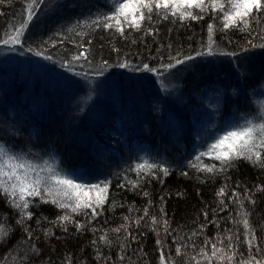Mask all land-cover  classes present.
<instances>
[{
  "label": "trees",
  "instance_id": "trees-1",
  "mask_svg": "<svg viewBox=\"0 0 264 264\" xmlns=\"http://www.w3.org/2000/svg\"><path fill=\"white\" fill-rule=\"evenodd\" d=\"M25 2L13 0L10 5H0V12L3 13L0 15V39L4 38L10 23L18 26ZM113 3L114 0H51L47 6L41 5L38 18L25 33L24 42L33 49H46L45 54L51 55L53 60H45L43 56H35L21 48L20 51L25 63L36 60L42 65L43 77L36 73L20 77L28 71L31 73L24 63L0 65V137L16 152L28 153L36 162L42 163L45 157H54L65 173L81 172L93 180L111 181L103 214L88 226L89 229L96 228V232L86 230L77 233L72 224L67 225L68 231L64 232L50 223L58 215H63V210L33 198L29 209L33 218L26 222L33 232V239L30 240L23 226L16 223L18 211L0 197V219L10 226L11 233L8 239L0 240V260L7 257L5 264H63L69 254L72 264H97V248L102 256L111 257L103 264H121L117 261L120 241L110 229L124 223V216H130L132 220L142 216L143 209L149 207V200L150 215L159 216L163 206L170 229L175 230L172 236L166 235L163 230L160 232L169 246L165 249L168 255L175 256V245L172 244L175 237L187 238L205 222L204 211L208 212V220H212V209H217L216 218H224L221 219L220 231L231 228L240 234L243 232L242 225H233L228 218L230 212L235 216L237 206L229 204L223 212L218 208L216 192L224 185H228V195L233 190L241 194L245 189L253 192L257 203L251 205L245 201V206L250 210L249 220L256 229L258 240L264 241V231L260 227L264 223V193L254 191L256 185H264V170L240 160L227 173L206 178L204 173L189 167V161L196 156L195 150L202 145L206 149L209 144L201 124L215 129L222 117L239 114L246 118L256 116L258 108L249 90L258 83L260 74L251 61L261 59L263 72L264 50L240 52L244 33L232 31L225 37L217 32L219 49L238 53L232 61L238 64L237 68L232 67L228 56L195 57L186 65L172 69L170 75L163 73L158 82L156 74L133 72L114 65L120 60H128L132 64L149 63L158 67L161 62H168L169 44L172 45L173 55L179 47L184 53L195 56L200 41L206 39L211 16L183 25L171 19L158 20L151 25L156 30L155 35L147 36L129 29L126 30L127 39L102 28L95 31L83 29L88 32L83 39L75 32L68 33L67 29L78 20L94 18L97 13H108ZM60 39L64 43H57L55 47L43 44L46 40ZM89 39L92 41L89 46L92 66L86 64L81 68L77 65L73 71L61 67L73 53L79 51L72 41L87 44ZM133 40L136 42L133 43ZM114 47L119 52L113 51ZM103 60L111 66L104 69L103 75H97ZM80 72L87 77L80 78L75 74ZM212 92L215 93L212 96L216 97V103L205 106L204 96ZM130 128L148 145L151 152L148 161L159 163L164 160L160 164L169 167L170 175L161 177L163 182L145 177L138 189L130 191L128 186L117 187L126 184L125 176L135 180L136 174L127 170L142 162L127 148L126 139L129 142L132 139L128 132ZM15 129H19V134L12 138L11 133ZM203 160L204 163L219 164L207 157ZM185 172L188 175H182ZM144 192L149 195L144 196ZM177 193L183 195L178 196ZM113 201L114 208L110 207ZM225 203H228L226 197ZM130 207L135 210L129 212ZM74 219L84 223L87 218L80 215L74 216ZM143 224H131L130 231L138 237V242H132L129 237L130 247L123 252L126 259L122 264H128V257L136 264H143L144 260L148 264H158L157 237ZM49 228L53 235L46 238L43 231ZM101 230L108 231L113 240L111 247L91 243L102 234ZM141 232L143 236H140ZM216 232L215 225L209 224L204 235L212 237ZM119 236L122 238L124 233ZM202 239L199 238L201 242ZM33 243L40 250L38 256L31 252L30 245ZM141 246L147 256L134 254L133 249L138 250ZM260 247L264 250V242L260 243ZM185 251L189 256L175 259L187 264L195 253L191 248ZM241 251L247 255L246 245Z\"/></svg>",
  "mask_w": 264,
  "mask_h": 264
},
{
  "label": "snow or ice",
  "instance_id": "snow-or-ice-1",
  "mask_svg": "<svg viewBox=\"0 0 264 264\" xmlns=\"http://www.w3.org/2000/svg\"><path fill=\"white\" fill-rule=\"evenodd\" d=\"M13 0H0V5L11 4ZM51 0H26L21 19L18 26L9 24V30L4 32V38L0 39V45L7 47L15 52L17 47L24 52H31L35 56H43L45 60L52 61L51 55H46V49H33L26 46L24 37L27 29L38 18V10L41 5L47 6ZM0 15H3L0 12ZM206 16H211L212 22L207 25L206 39L200 41V47L195 50V56L190 53H184L179 47L175 49V55L172 54V45H168V62H161L158 67H153L149 63L132 64L128 60H120L114 66L121 69H129L133 72H145L156 74L158 77L163 73H170L180 65H186L195 57H213L228 56L237 57L236 51L220 50L216 40L217 32L227 33L238 31L245 34V40L240 45V52H251L256 49L264 50V0H114L108 13H97L94 18L89 17L84 20H78L77 23L67 29L68 33L75 32L77 37L83 39L90 31L103 29L111 31L127 39L126 30L132 32H141L144 35L152 36L156 30L151 27L158 20L171 19L174 23L180 22L182 25L189 21H200ZM218 22V23H217ZM81 29L77 31L76 29ZM130 34V33H128ZM133 43L136 41L133 40ZM231 43V41H229ZM57 43L63 44V39L46 40L43 44H51L55 47ZM79 51L73 53L61 67L68 71H73L75 66L83 68L86 64L91 67L89 39L87 44L78 43L73 40ZM113 51L119 52V49L113 48ZM160 49H157L159 52ZM163 59V58H161ZM107 60L100 62V68L97 75H103L104 69L109 67ZM161 69L163 72H161ZM80 75V73H75ZM86 75V74H85ZM260 120L245 118L242 124L230 125L225 130L213 138L204 151L198 153L194 160L189 161V167L195 169L198 173H204L206 178L227 173L229 168L236 167L237 161L243 160L253 167L264 170V104L260 109ZM19 134V129L12 131V138ZM207 157L216 163H204L203 158ZM127 171L134 172L136 179L125 176L126 184L122 183L117 187L124 188L128 186L129 190L138 189L145 177H154L160 179L170 175L169 167L160 163H150L147 159L136 163ZM182 175H188L187 172ZM111 181H98L96 183L87 182L82 176L69 175L56 166L55 158L52 162L44 159L42 163L36 162L30 158L28 153L16 152L7 141L0 137V197L5 199L8 206L19 213V219L16 223L23 226L28 239H33V232L27 226V221L33 218L30 211V205L33 198H38L40 203H50L58 209L63 210V215H58L55 220L50 221L53 226L60 227L64 232L68 231L67 225L72 224L77 233L86 230L96 232V228H90L92 221L103 214L104 205L109 199V187ZM239 187V185H238ZM255 192L264 193V185H256ZM148 196V192L143 193ZM178 196L183 195L177 193ZM216 196L218 198L219 211L223 212L229 208V204L236 205L235 216L230 212L229 219L233 225H242L243 232L237 234L231 228H225L220 231L221 219L216 218L217 209H212L214 214L212 220H208V212L204 211L205 222L201 223L196 230H193L187 238L177 236L172 240L175 245V256L168 255L165 249L169 246L165 244L160 232L172 236L175 232L170 229V221L166 219V213L163 206L160 208V215H150L149 207L143 209V215L132 220L130 216H124V223L116 228L110 229L112 233L117 234V240L120 241V254L117 256L118 262H124L126 257L123 252L127 247L129 237L132 242H138V237L130 231L131 224L148 227L153 232L156 239V246L159 251L158 264H185L183 260L177 261L175 257H186L189 254L186 248H191L194 255H191L187 264H264V250L261 249L256 229L252 227L249 216L250 210L245 206V201L255 205L257 203L252 191L245 189L244 193L233 190L228 195V185L220 187ZM225 197L228 203H225ZM115 201L110 207H115ZM135 209L129 208V212ZM83 215L87 219L84 223L74 219V216ZM147 218V219H146ZM47 219V218H44ZM40 220H37V224ZM209 224L215 225L217 232L214 236L204 235V230ZM10 226L0 219V240H6L10 237ZM261 231H264V223L261 224ZM102 234L91 243L111 247L113 240L110 239L107 230H101ZM123 232L121 238L119 234ZM44 237L53 235L52 230L45 229ZM144 233L141 232L140 236ZM203 237L202 242L199 240ZM38 239V237L36 238ZM59 239V237H57ZM246 245L247 255L241 251L242 246ZM31 252L39 255V249L35 243L30 245ZM210 249V250H209ZM137 256H147L144 253L143 246L138 250L133 249ZM95 259L97 264H103L104 261H110L111 257L102 256L97 248ZM7 257L0 260V264H5ZM128 264H136L131 257L127 258ZM63 264H72L71 254L65 257ZM116 264V262H113ZM143 264H148L147 260Z\"/></svg>",
  "mask_w": 264,
  "mask_h": 264
},
{
  "label": "rangeland",
  "instance_id": "rangeland-1",
  "mask_svg": "<svg viewBox=\"0 0 264 264\" xmlns=\"http://www.w3.org/2000/svg\"><path fill=\"white\" fill-rule=\"evenodd\" d=\"M21 49L19 47H17V50L15 52L13 51H10L7 47H4L2 45H0V65H3V66H13L14 63H24L25 64V67L28 68L31 73L28 71L25 75L30 77L31 74L32 75H35V73L40 76L41 78L43 77V73H44V69L42 67V65L40 63H38V61L36 60H32V61H29L25 63L24 61V57L23 55H21ZM232 59V58H231ZM232 67L234 68H237L238 64L237 63H233L231 64ZM231 67V66H230ZM257 68V73L260 74L257 82L253 87L250 88L249 90V95L251 97V99L253 100L256 108V116L250 118L248 117V119H254L256 120L257 122H259L260 120V109H261V105L264 104V71L261 72V65L259 66H256ZM243 68V67H242ZM242 70V69H241ZM240 72V70H239ZM261 72V73H260ZM215 93H210V94H207L204 96V104L205 106H208L211 105V104H215L216 103V100L213 98L212 95H214ZM245 116H242L241 114L239 115H230V116H227V117H222L221 120L219 121V125L215 128V129H209V125L206 126V125H203L201 124V129H203L205 134H206V137H208L209 139V143L212 142L213 138L216 137L218 134L222 133L226 127L230 126V125H237V124H242L245 120ZM202 121V118L199 120V123H201ZM205 122V121H203ZM202 122V123H203ZM196 125V124H195ZM206 126V127H205ZM172 135H174L172 133ZM200 140V137L197 139V141L199 142ZM205 148L203 147V145L201 147H198L196 150H195V154L197 155L199 152L201 151H204ZM150 150L149 149H144V150H141V151H137V154H138V157L140 159V161H142V159H147L148 160V157L150 155ZM44 159H47L49 160L50 162H52V157L51 158H44ZM55 163H56V166L58 167V163L56 161V158H55ZM59 168V167H58ZM67 174L69 175H75V176H82L87 182H90V183H96L98 181H101V180H96V181H93V179L91 178H88L87 176L83 175L81 172H75V171H69ZM93 181V182H91ZM210 250V249H209ZM194 255V254H193Z\"/></svg>",
  "mask_w": 264,
  "mask_h": 264
},
{
  "label": "bare ground",
  "instance_id": "bare-ground-1",
  "mask_svg": "<svg viewBox=\"0 0 264 264\" xmlns=\"http://www.w3.org/2000/svg\"><path fill=\"white\" fill-rule=\"evenodd\" d=\"M229 58V60H231V62L232 61H234V59H233V57H228ZM232 58V59H231ZM252 63H255L256 64V66H259V65H262V61H261V59H253L252 61H251ZM233 63V62H232ZM164 75H170V73H165ZM78 76H80V78H85V77H87V74L85 75V73H82V72H80V75H78ZM161 76H163V75H161ZM161 76H159V77H157L156 78V81H160V77ZM20 77H26V75L24 74H22V76H20ZM19 77V78H20ZM122 107H124L125 108V110H126V107L123 105ZM128 124V123H127ZM128 132H129V134L132 136V139H131V141L129 142V140H127L126 139V141H127V143H128V146H127V148H129L130 150H131V153L134 155V156H136L138 159H139V157H138V154H137V151H141V150H144V149H148V145L145 143V141H143V139L142 138H140V137H138L139 135H136L135 134V131H133L131 128H130V130L128 129ZM141 133H143V132H141ZM136 138V139H135ZM134 139V140H133ZM140 160V159H139ZM164 160H160L159 161V163H161V162H163ZM178 163V162H177ZM112 168V167H111Z\"/></svg>",
  "mask_w": 264,
  "mask_h": 264
}]
</instances>
